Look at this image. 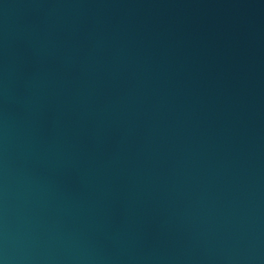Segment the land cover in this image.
I'll use <instances>...</instances> for the list:
<instances>
[{
    "label": "water",
    "instance_id": "obj_1",
    "mask_svg": "<svg viewBox=\"0 0 264 264\" xmlns=\"http://www.w3.org/2000/svg\"><path fill=\"white\" fill-rule=\"evenodd\" d=\"M0 264H264V0H0Z\"/></svg>",
    "mask_w": 264,
    "mask_h": 264
}]
</instances>
